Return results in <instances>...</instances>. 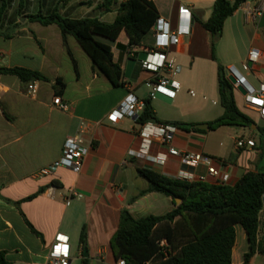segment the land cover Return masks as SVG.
<instances>
[{
	"label": "crops",
	"instance_id": "obj_1",
	"mask_svg": "<svg viewBox=\"0 0 264 264\" xmlns=\"http://www.w3.org/2000/svg\"><path fill=\"white\" fill-rule=\"evenodd\" d=\"M125 1L118 0L106 10L102 6L104 0L63 3L60 0H6L8 7L9 4L15 7L16 19L0 30V68L38 71L47 79L35 81L37 94L30 98L27 84L15 76L0 75V252H5L9 264H45V253L56 233L68 237L72 254L74 245L78 244L82 257L83 229L87 259L114 264L109 243L122 211L141 218L161 216L174 208L171 198L159 193L139 196L148 188V183L137 170L148 169L180 180L184 176H203L206 170L202 165L192 166L168 156L167 148L156 142L145 149L139 135L141 126L135 120L124 117L112 124L107 120L108 114L131 92L143 103L150 100L160 122L208 124L221 116L223 109L219 115L202 116L199 121H178L183 119L174 113L180 112L181 107L174 101L181 84H197V69L206 67L208 62H216L228 70L237 63L242 64L251 49L264 56V13L254 24L245 22L240 10L229 17L214 49L213 60L211 36L201 24L209 19L216 0H155L152 4L159 18L166 20L172 30L178 28L179 7L189 9L191 26L181 44L171 47L169 52V57L181 69L172 76L180 84L176 97L169 99L155 94L150 98L152 75L142 70L141 62L147 56L146 50L154 48L152 31L138 46H129L124 31L115 41L103 38L100 41V37H95L110 47L113 62L121 70L123 87L113 88L74 38L67 36L64 43L57 25L43 26L25 17L57 11L63 18L97 19L111 24L119 5ZM225 37L228 43L221 46ZM253 71L264 78V57ZM253 77L257 86L244 78L254 88L264 84L261 78ZM57 79L64 84L60 95L56 94ZM55 96L70 105L69 112L62 113L53 105ZM260 120L264 124V119ZM81 121L89 123L83 134L87 154L81 171L74 173L59 168L54 174L41 175L42 170L58 161L65 139L77 134ZM255 132L242 127L204 132L176 128L171 144L179 150L212 158L215 166L223 165L229 176L226 185L233 186L248 172L264 174L260 164L264 159V141L257 140ZM239 138L252 140L254 147L237 150L235 142ZM129 152L141 156H130ZM161 155L166 156L164 165L153 161ZM206 182L213 183L210 179ZM71 194H80L81 198ZM31 196L34 197L27 200ZM258 221L257 240L264 248V206ZM235 235L231 262L241 264L249 245L241 227H235ZM258 263L264 264V255L256 252L250 264Z\"/></svg>",
	"mask_w": 264,
	"mask_h": 264
},
{
	"label": "trees",
	"instance_id": "obj_2",
	"mask_svg": "<svg viewBox=\"0 0 264 264\" xmlns=\"http://www.w3.org/2000/svg\"><path fill=\"white\" fill-rule=\"evenodd\" d=\"M60 1L63 3L69 0ZM117 1L104 0L102 6L108 10ZM246 1L216 0L209 19L201 24L211 36L213 60L215 44L222 36L225 21ZM7 8L8 4L4 0L0 4V19ZM25 17L43 26L57 25L64 43L67 36L74 38L97 72L106 77L113 88L123 87L121 70L113 62L110 47L97 41L95 37L115 41L124 31L129 46H138L159 18L154 5L143 0L122 2L111 24L97 19L63 18L57 11L48 15L38 13ZM0 75L15 76L24 84L47 80L38 71L20 67L0 68ZM217 80L223 113L208 123L209 130L221 127H242L250 130L255 123L238 110L232 95V86L221 66L217 68ZM55 86L56 94L60 95L64 84L57 79ZM149 122L171 125L185 131L204 132L195 124L160 122L154 114L150 100H146L136 123L143 125ZM255 131L264 135V129L258 126ZM137 173L148 183V188L140 192L139 196L151 192L159 193L171 198L174 208L161 216L149 215L141 218L122 211L118 228L109 243L115 262L122 259L128 264H232L231 252L235 243L236 226L244 230L249 245L241 264H250L256 252L264 255V248L257 240L258 215L263 209L264 201V174L248 172L235 185L229 186L215 182L172 179L148 169H139ZM175 200H180V203L176 204ZM27 225L38 235L28 223ZM161 240L167 242L171 251L168 257L160 253L158 244ZM80 244L84 250V229L80 234ZM0 264H9L5 252H0ZM81 264H88L83 253Z\"/></svg>",
	"mask_w": 264,
	"mask_h": 264
},
{
	"label": "built area",
	"instance_id": "obj_3",
	"mask_svg": "<svg viewBox=\"0 0 264 264\" xmlns=\"http://www.w3.org/2000/svg\"><path fill=\"white\" fill-rule=\"evenodd\" d=\"M147 3H152L155 0H143ZM245 22L254 24L264 13V0H247L239 9ZM191 26V14L186 7H179L178 9V28L172 30L170 24L158 18L152 28V35L154 38V48L146 50L147 56L141 62V68L149 72L152 78L149 82L151 88L150 98L155 94H160L169 99L176 97L177 91L180 87L179 82L172 79V76L180 73V67L176 65L175 60L169 57L171 47H176L181 44L183 36L188 35ZM263 54L256 50L251 49L247 54L246 60L242 63L243 70L252 71L263 60ZM251 63L249 67L248 63ZM229 74L236 81L232 85L235 89L241 86L245 94L244 98L245 107L255 112L260 119H264V84H260L258 88H254L242 76V74L235 67L228 69ZM37 94V85L35 81L27 84V95L30 98H35ZM53 105L62 113L70 111V105L63 101L60 96L53 98ZM144 108V103L139 100L133 93L129 92L117 108L112 110L107 116V120L114 124L118 120L127 117L137 120ZM97 126L99 124H93ZM141 129L139 135L143 140V146L147 149L153 142L167 148V155L178 158L186 164L192 166L202 165L206 173L203 176H184L183 180L188 182L198 181L206 182L208 179L215 183L226 184L229 180L228 174L224 171V166H215L212 158L206 157L199 153H191L179 150L172 146L174 133L176 128L171 125H164L160 123H145L140 125ZM89 123L81 121L76 135L69 136L65 139L60 158L57 162L41 171V175L54 174L57 169L65 168L74 173H79L82 169L84 157L87 154V147L83 141V134L85 133ZM254 142L249 139L239 138L235 142V148L241 150L244 148L254 147ZM143 156L145 155L142 152ZM130 156H141L135 152H129ZM154 162L164 165L166 156L161 155L153 159ZM81 198L80 194H71V197ZM160 253L168 257L171 254L168 244L165 240L159 242ZM73 255L71 246L67 236L61 233H56L52 242L50 243L45 253V264H72ZM116 264H128L124 260H118Z\"/></svg>",
	"mask_w": 264,
	"mask_h": 264
},
{
	"label": "rangeland",
	"instance_id": "obj_4",
	"mask_svg": "<svg viewBox=\"0 0 264 264\" xmlns=\"http://www.w3.org/2000/svg\"><path fill=\"white\" fill-rule=\"evenodd\" d=\"M159 6V4H157ZM15 7L9 4L7 11L4 16L1 17L0 30L4 28L5 25L13 24L16 19ZM31 25L28 23L26 27H30ZM12 30V29H11ZM221 39V38H220ZM219 39V40H220ZM98 40H103L102 38H98ZM228 43V38H223L221 46H226ZM218 42L215 44V48ZM206 67H201L197 69V84H181L177 97L175 99V103L181 107L180 112H175L174 115L178 119V121H199L202 116H217L218 113L222 112V107L220 105V96H219V86L217 80V68L218 64L216 62H208ZM237 70L254 86L258 85V82L254 79V75L260 78L262 77L261 73L245 71L243 70L242 64H235ZM224 73L225 77L228 80L230 76L229 71L225 68ZM264 81V78H261ZM231 85V84H230ZM232 86V85H231ZM232 95L235 101V104L238 110L250 118L255 125L259 128L263 129V122L260 120L258 115L247 109L245 107L244 98L242 94L237 91L232 86ZM257 136V140L264 141V135L260 134L258 131L255 132ZM261 166L264 167V159L261 160ZM78 244L74 245L73 249V261L72 264H81V259L78 253ZM260 263V262H259ZM258 263V264H259ZM88 264H109L96 259H88ZM116 264V263H114Z\"/></svg>",
	"mask_w": 264,
	"mask_h": 264
},
{
	"label": "water",
	"instance_id": "obj_5",
	"mask_svg": "<svg viewBox=\"0 0 264 264\" xmlns=\"http://www.w3.org/2000/svg\"><path fill=\"white\" fill-rule=\"evenodd\" d=\"M22 21H23V19H22ZM248 65H249V67H251V63L250 62L248 63ZM228 82L231 85H234L236 83L235 79L233 77H231V76L228 77ZM236 90L239 91L242 95L245 94V91H244V89L241 86H238L236 88ZM197 128L199 130L206 131V130L209 129V126H208V124H198L197 125ZM251 129L252 130H255L256 129V126L255 125H252L251 126ZM175 202H176V204H179L180 203V200H175ZM263 206H264V201H263ZM83 254H84V258H87L88 254H87V250L86 249H84Z\"/></svg>",
	"mask_w": 264,
	"mask_h": 264
}]
</instances>
